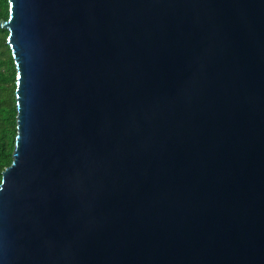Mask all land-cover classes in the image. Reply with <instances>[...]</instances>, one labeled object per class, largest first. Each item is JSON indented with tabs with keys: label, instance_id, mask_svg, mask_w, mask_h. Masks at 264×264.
<instances>
[{
	"label": "water",
	"instance_id": "95a60500",
	"mask_svg": "<svg viewBox=\"0 0 264 264\" xmlns=\"http://www.w3.org/2000/svg\"><path fill=\"white\" fill-rule=\"evenodd\" d=\"M0 27V264H264V0H8Z\"/></svg>",
	"mask_w": 264,
	"mask_h": 264
},
{
	"label": "trees",
	"instance_id": "16d2710c",
	"mask_svg": "<svg viewBox=\"0 0 264 264\" xmlns=\"http://www.w3.org/2000/svg\"><path fill=\"white\" fill-rule=\"evenodd\" d=\"M7 17L8 0H0V19ZM7 35V29L0 27V181L2 171L12 160L16 134V71Z\"/></svg>",
	"mask_w": 264,
	"mask_h": 264
},
{
	"label": "snow or ice",
	"instance_id": "6c2138e0",
	"mask_svg": "<svg viewBox=\"0 0 264 264\" xmlns=\"http://www.w3.org/2000/svg\"><path fill=\"white\" fill-rule=\"evenodd\" d=\"M9 3H10V0H9ZM9 18H11V17H9Z\"/></svg>",
	"mask_w": 264,
	"mask_h": 264
}]
</instances>
